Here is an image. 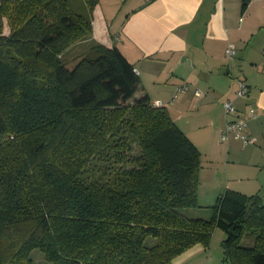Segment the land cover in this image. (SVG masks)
<instances>
[{"label":"trees","instance_id":"trees-1","mask_svg":"<svg viewBox=\"0 0 264 264\" xmlns=\"http://www.w3.org/2000/svg\"><path fill=\"white\" fill-rule=\"evenodd\" d=\"M76 1L0 0V264H36L34 250L48 264H172L215 230L226 263L264 264V193L227 190L208 219L185 215L203 158L168 108L135 98L115 45L64 61L98 3Z\"/></svg>","mask_w":264,"mask_h":264},{"label":"crops","instance_id":"crops-1","mask_svg":"<svg viewBox=\"0 0 264 264\" xmlns=\"http://www.w3.org/2000/svg\"><path fill=\"white\" fill-rule=\"evenodd\" d=\"M92 35L107 48L115 45L137 71L141 90L135 98L147 94L156 104L170 101L174 121V114L187 113L185 134L198 150L202 124L216 133L220 149L216 143L210 147L222 157L223 104L233 101L245 134L256 143L243 146L230 136L225 153L234 163L226 160L225 178L232 177L236 188L230 189L245 195L264 190V0H250L244 10L241 0H98ZM229 44L236 49L231 61L224 54ZM236 78L247 83L239 99ZM203 150L202 158L210 155L205 145ZM219 170L212 168L214 176ZM250 172L255 176L245 175ZM249 179L254 183L245 184ZM218 232L207 247L197 244L172 264H228Z\"/></svg>","mask_w":264,"mask_h":264},{"label":"rangeland","instance_id":"rangeland-1","mask_svg":"<svg viewBox=\"0 0 264 264\" xmlns=\"http://www.w3.org/2000/svg\"><path fill=\"white\" fill-rule=\"evenodd\" d=\"M72 2V5L76 6L78 5V1L76 0H70ZM94 25V11L92 13V21H91V27L93 28ZM8 29L4 25V28L2 30L1 34H7ZM98 42L95 40V38L91 34L84 39L83 41L77 43L74 47L68 50V52L64 55L63 59L65 62L71 63L74 59H76L78 56L82 55L83 53L87 52L94 44H97ZM99 44V43H98ZM229 68H231V62L229 64ZM170 101H167V103H164V105L170 110L171 105L168 103ZM173 117L175 118L176 125L185 133L187 131L188 127L185 124L187 119V113L185 115H177L174 114ZM189 118V117H188ZM200 131L196 133V135H199L201 144H199V150L203 152L204 154V145L206 146V151L209 150L208 154L212 156H204L202 159V168L199 172V188H198V195H197V205L196 208L191 209H184L181 210L182 213L185 215L191 217V218H203L208 219L211 215V209L212 206L216 203L217 198L224 194L225 191L231 190L230 188H236V183L227 177L225 178V171L224 166L227 164L226 160H229L228 163H232V159H227V155L225 153V150L227 151V148L225 146L227 143H222V157L219 154V151L214 150L210 147V145H214L216 143L217 149H220V143L218 142V138L216 136V133L212 131L210 128L202 127V124L200 125ZM188 138H190L192 135H186ZM190 136V137H189ZM261 149H264V144L260 145ZM225 148V149H224ZM207 155V154H206ZM234 163V161H233ZM217 166L219 169L216 176L212 173V168ZM248 177L255 176V173H246L245 174ZM225 180L230 181V187L227 188V183ZM245 184H251L254 183L253 180L244 181ZM255 185V184H254ZM257 185V184H256ZM249 192V191H247ZM260 193H264V190H262ZM250 196V193L247 194ZM218 233H221L223 236V239L225 237V234L221 230ZM253 239L251 237L245 238L242 241V244L244 245H252ZM154 243V239L148 238L146 240L147 245H151ZM31 257L35 261L36 264H48L42 255L38 250H34L31 253Z\"/></svg>","mask_w":264,"mask_h":264},{"label":"built area","instance_id":"built-area-1","mask_svg":"<svg viewBox=\"0 0 264 264\" xmlns=\"http://www.w3.org/2000/svg\"><path fill=\"white\" fill-rule=\"evenodd\" d=\"M224 54L228 61H231L236 55V49L233 45H228L224 51ZM237 90L235 92V97L237 99L242 98L247 93V85L241 79H236ZM194 95L199 97L201 96L200 91L195 90ZM176 98V95L174 96ZM224 116L226 118L225 127L219 135V141L221 143H227L230 136L234 139L240 141L243 146L254 145L256 139L249 137L245 134L244 129L246 126L245 121L238 116L237 110L234 107V103L231 100L224 102L223 104ZM253 117L254 114L252 113Z\"/></svg>","mask_w":264,"mask_h":264}]
</instances>
